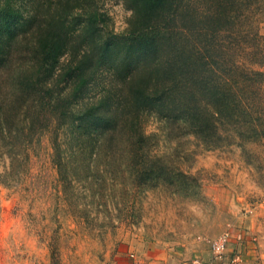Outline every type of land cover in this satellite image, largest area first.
<instances>
[{
  "label": "rangeland",
  "instance_id": "rangeland-1",
  "mask_svg": "<svg viewBox=\"0 0 264 264\" xmlns=\"http://www.w3.org/2000/svg\"><path fill=\"white\" fill-rule=\"evenodd\" d=\"M8 1L25 26L8 34L22 45L0 62V264H119L134 248L194 252L227 228L248 233L246 209L264 197V0H182L165 23L177 48L164 47L162 74L141 72L151 92L152 75L171 85L174 64L186 81L189 68L212 80L221 90L212 137L146 106L136 133L117 125L120 140L89 132L94 109L101 124L114 115L115 102L106 108L103 94L115 99L122 87L118 70L100 64L95 38L91 60L71 52L66 70L71 60L82 69L70 79L49 67L38 79L26 40L35 32L26 28L28 0ZM76 1L70 29L84 25L75 14L85 20L93 12L102 33L131 28L125 0ZM171 93L183 106L185 94ZM47 97L52 107H38ZM209 97L197 90L194 98ZM66 98L69 109L57 107Z\"/></svg>",
  "mask_w": 264,
  "mask_h": 264
},
{
  "label": "trees",
  "instance_id": "trees-1",
  "mask_svg": "<svg viewBox=\"0 0 264 264\" xmlns=\"http://www.w3.org/2000/svg\"><path fill=\"white\" fill-rule=\"evenodd\" d=\"M125 1L131 6L134 13L131 18V28L119 34L104 29L103 33L100 32L102 29L97 24L99 21L97 12L90 14L87 11L84 12V14H88L86 21L81 18V14H75L84 25L81 32L73 29L74 27L70 29L67 24H70L69 18L73 7H78L75 5L76 0H50L46 7L44 5L47 0H28L30 17L27 19L29 23L26 24V28L31 27L35 32L28 35L26 40L32 44L33 56L37 60L38 66H34H36V70H39V75L36 78L39 79L48 70L46 67H49L50 71H56L61 78L70 79L74 72L82 69L80 61L71 60L75 65L72 69L66 70L65 65L70 59L71 52L74 49L79 51L83 57L91 60V53H94V50L93 46L90 47V40L95 38V45L98 47L96 53H99L101 57L100 64H108L118 70L115 72L119 73L118 78L122 87L116 93L115 99L107 98L103 94L101 99H103L102 103L105 104L106 108L115 102L114 115L111 118L103 117L101 124V115L94 109L96 115L89 119L91 124L89 132H94L96 136L104 135L106 136L105 139L120 140L121 137L115 135L117 125H120V128L122 126L126 128L124 134L133 131L136 133L139 111L146 106H155L165 110L169 121L185 124L188 129L196 131L200 136L208 138L210 135L212 137L215 133L214 127H216L213 126V121L218 119L213 114L216 106L214 100L217 98L215 94L221 91L216 85L212 86V80L206 81L205 77L197 76L189 68V73H192H188L190 81H186V76L182 74L186 72H179L174 64L170 67L171 80L169 79V81L171 85L169 82L152 75L153 93L147 91L148 75L141 74L142 70H149L148 73L162 74L159 60L165 54V49L166 53L169 54L171 52L170 47L172 50L177 48L176 34L165 27L176 13L172 9H177L182 0ZM21 14L18 8L13 7L8 0L3 4V8L0 7V44L2 42L6 44L5 47L0 46V62L13 56L15 48L22 45L15 42L16 38L8 37V34L10 36L15 35L19 33L18 29L24 28L25 22L20 23ZM91 25L95 28H92ZM39 26L43 28L36 31ZM77 38L79 40L75 41ZM137 71H139V75ZM42 87L44 88H41L42 90L48 89L45 86ZM178 88L181 93L185 94L183 106H180L178 101H173L172 98L171 92ZM197 90L203 91L207 96H214V99L210 97V100L195 99ZM41 100L42 103L39 101L38 107H52L53 100L50 97ZM44 100L46 102L43 103ZM217 100L219 99L217 98ZM63 101L61 100L57 107L60 108L64 105L66 109H69V99L66 98V101ZM58 111L63 116L70 114L69 110L60 109ZM220 111L222 108L217 106V112ZM212 115L215 117L214 120ZM100 127L102 128L100 129ZM141 136L145 137V134L142 133Z\"/></svg>",
  "mask_w": 264,
  "mask_h": 264
},
{
  "label": "crops",
  "instance_id": "crops-1",
  "mask_svg": "<svg viewBox=\"0 0 264 264\" xmlns=\"http://www.w3.org/2000/svg\"><path fill=\"white\" fill-rule=\"evenodd\" d=\"M245 227L248 228L245 231L248 232L245 235L247 240L240 246L243 260L239 264H264V209H260L257 215L247 216ZM229 251L231 255L232 249ZM130 253L131 257H125L119 264H195V260H201L204 264H230L229 255L223 261L214 259L208 246L194 252L181 248L159 251L134 248Z\"/></svg>",
  "mask_w": 264,
  "mask_h": 264
},
{
  "label": "built area",
  "instance_id": "built-area-1",
  "mask_svg": "<svg viewBox=\"0 0 264 264\" xmlns=\"http://www.w3.org/2000/svg\"><path fill=\"white\" fill-rule=\"evenodd\" d=\"M264 207V197L260 203H253L247 209V216L256 213L259 207ZM234 244L232 247L231 245ZM245 244V235L235 236L231 228H227L220 235L211 240L210 248L214 259L223 261L228 255L230 256V264H239L242 259L240 246ZM230 249L232 253L230 255ZM195 264H204L201 260H195Z\"/></svg>",
  "mask_w": 264,
  "mask_h": 264
}]
</instances>
